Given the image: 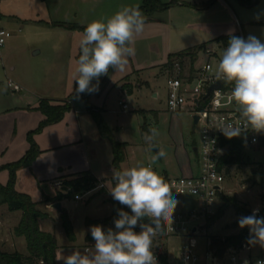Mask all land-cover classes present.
<instances>
[{
  "label": "crops",
  "instance_id": "0c3cea01",
  "mask_svg": "<svg viewBox=\"0 0 264 264\" xmlns=\"http://www.w3.org/2000/svg\"><path fill=\"white\" fill-rule=\"evenodd\" d=\"M142 2L143 0H0L2 27L21 32L19 23L24 28L28 24L33 26L25 29L21 40H30L33 38V35L31 36L33 32L37 33L34 36L58 35L62 41L63 37L67 38L65 47L61 46L62 42L59 43L57 50L63 47L65 49L59 59L51 53V56L56 58L54 62L48 58V63H40L39 70L31 68L25 75L22 72L16 74V66L9 61V54L15 45L13 41L5 42L0 48V76L4 75L7 80L11 79L19 86V90H14L6 80L7 85L0 87L1 184H6L10 177L8 169L3 167L18 161L26 154L30 148L28 134L35 131L45 119L44 114L37 109L40 99L60 102L74 92L68 93L66 84H69L70 67L74 69L73 75L78 66L79 44L73 46L69 41L76 37L80 42L84 32L48 26L45 22L57 21L87 26L94 20L106 21L117 12L118 6L138 7ZM143 16L145 19L144 14ZM232 35L244 39L254 35L264 42V0H256L252 7H245L237 0H180L179 4L167 10L154 12L150 19H145L143 32L135 37L133 45L135 54L128 57L125 71L110 69L99 90L91 95L90 103L98 112L105 114L106 98L113 89H116L121 97L118 101L121 109L127 111L129 107L123 96L131 95L141 88L139 84L135 88L131 85L136 73L140 74L144 69L160 64L165 68L169 54L203 43H206V49L213 53L208 55L207 60L212 61L211 57L215 58L218 64ZM33 49H36L33 55H38L42 51L36 48V44L31 45V50ZM52 49L55 50L56 46ZM54 52L56 53V50ZM7 64L8 68L5 66ZM128 76L130 79L126 80ZM1 82L5 80L1 79ZM120 102H124L127 108L123 109ZM32 139L40 154L31 165L16 171L15 188L19 192L29 194L38 204L44 196L55 195L57 190L52 185L53 181L76 173L91 171L103 184V191L113 180V153L110 146L107 145V140L99 135L92 115L76 98L62 120L46 125L40 132L33 134ZM191 146L194 164H190L188 159L186 165L179 167V175H189L198 171L196 144ZM185 155L187 157L186 152ZM99 188L88 193L91 194ZM60 202L63 208V201ZM43 205L44 209L40 210L49 214V205L47 203ZM40 227L42 229L41 224ZM44 231L49 232L47 229Z\"/></svg>",
  "mask_w": 264,
  "mask_h": 264
},
{
  "label": "rangeland",
  "instance_id": "374dc122",
  "mask_svg": "<svg viewBox=\"0 0 264 264\" xmlns=\"http://www.w3.org/2000/svg\"><path fill=\"white\" fill-rule=\"evenodd\" d=\"M6 1V0H5ZM68 1V0H67ZM71 1V0H69ZM130 2V1H129ZM133 2V1H132ZM121 4V3H119ZM121 6L117 7V11ZM21 32L16 29L12 30V36L9 37L6 43L13 41V49L9 54V61L13 62L16 66L15 73L22 72L23 75L33 68L34 70L40 69V63H48L47 59L50 58L52 62L56 58L51 56L54 53L58 59L64 52V43L66 37L60 40L58 35H36L31 33L30 40H21L25 29H29L31 24L26 28L19 23ZM24 28V29H23ZM48 31V30H46ZM29 35V33H28ZM62 42L60 48L57 50L59 43ZM36 44V48L42 50L40 54L33 55L31 45ZM70 45H78V38L74 37L69 41ZM4 46V45H3ZM56 46L55 50L52 49ZM209 58L205 50L199 52V57L196 60V65H201ZM158 60V59H157ZM212 62L217 66L215 58L211 57ZM1 62V61H0ZM189 63V62H188ZM187 63L186 67H189ZM8 68V64L5 65ZM39 67V68H38ZM77 67V66H76ZM167 67L162 64L144 69L134 75L132 87L141 86V88L134 91L131 95H125V101L129 109L124 111L121 109L119 99L121 98L116 89H113L106 98L107 112L103 115L114 140L118 142H127L125 146L126 158L122 162L123 167L129 168L135 166L138 162L145 166L151 165L154 171L159 175L166 172L169 176L179 175V167L187 164L189 159L190 164H194V154L191 151V145L197 144L199 137L197 131L193 128V118L187 108L179 109L177 111H170L167 106ZM72 66L69 70V84H66L68 93L75 90V75ZM71 75V76H70ZM5 80V82H1ZM130 77L126 80H129ZM6 78L4 75L0 76V87H5ZM144 80L148 81L145 82ZM148 84V85H147ZM67 99V98H66ZM145 126L143 130L141 127ZM157 129L159 135L150 143L146 141L145 137L151 135L150 129ZM107 145L110 146L112 151V144L108 138ZM159 147V151L163 149L165 156L161 159H153L155 153L153 147ZM187 154V157L185 155ZM104 153V150H103ZM105 156V154H103ZM243 161L240 163L226 165L225 181L222 184V194L235 197V199L243 207L242 211H238L233 205H229L224 209V213L216 218L208 227H202V237L197 238V249L203 250L206 239L210 237L224 238L229 235H235L243 229L239 227L238 218L248 216L252 210L259 206V197L264 188V167L263 176L260 174L259 163L264 162V149L260 147L247 146L243 150ZM112 181L106 190L99 192L95 190L91 194L86 193L81 199L75 200L74 198L63 199L62 211L66 212L72 223L75 233V240H70L62 226L61 213L57 209L49 205V217L40 221L42 229H47L50 233L54 234L59 246L57 250L56 264H62L61 260L64 256L69 254L72 250H82L85 247L93 246L95 241H87L86 236L90 232V227L95 224H88L87 220L93 221L95 219H103L110 214L111 203L109 199L112 197L110 189L113 187ZM59 180L52 182L53 187L57 190ZM91 192V191H90ZM184 206L191 207L195 205L196 200L193 197L185 196L179 199ZM224 200L219 198L217 205L223 206ZM44 203L38 204L37 208L44 209ZM52 207V208H51ZM46 209V208H45ZM48 209V208H47ZM21 217L20 211H9L6 205L0 206V246L6 251H19L27 255L26 242L23 236H17L14 233V227L18 224ZM248 228V227H245ZM249 230V228H248ZM166 243L163 247H166Z\"/></svg>",
  "mask_w": 264,
  "mask_h": 264
},
{
  "label": "clouds",
  "instance_id": "9594fccd",
  "mask_svg": "<svg viewBox=\"0 0 264 264\" xmlns=\"http://www.w3.org/2000/svg\"><path fill=\"white\" fill-rule=\"evenodd\" d=\"M144 26L145 19L139 8L129 6L106 21L90 22L79 42L76 92H97L99 78L107 75L109 69L125 71L128 57L135 54V37L143 32ZM215 79L234 85L231 100L243 120V129L222 124L218 130L228 139L240 136L249 127L255 132H264V42L254 35L247 39L232 35L216 66ZM93 80L96 84H92ZM149 131L151 135L145 139L151 143L159 132L154 128ZM164 156L161 149L153 159ZM112 179L115 181L110 189L112 198L127 206L131 214L118 209L114 229L105 231L101 225L91 226L94 245L72 250L62 258V264H157L153 240L165 226L172 224L177 206L169 184L151 165L139 162L113 171ZM258 212L259 208H254L251 215L239 217L238 224L241 229L249 228V244L264 247V217H258ZM145 218L148 223L141 222ZM137 226L139 232L134 231Z\"/></svg>",
  "mask_w": 264,
  "mask_h": 264
},
{
  "label": "built area",
  "instance_id": "2783aa9c",
  "mask_svg": "<svg viewBox=\"0 0 264 264\" xmlns=\"http://www.w3.org/2000/svg\"><path fill=\"white\" fill-rule=\"evenodd\" d=\"M11 32L0 25V48L11 36ZM205 53L212 55L210 49ZM184 68L180 60L175 59L172 68L167 67V106L170 111L187 108L192 118L198 115L195 124L199 140L196 144V157L198 171L189 175L169 176L161 174L169 184L177 206L173 213L172 224L165 226L163 233L153 240V254L157 264H264V247L249 243L231 245L223 252H219L211 246V239H206L203 250L197 249V238L202 237V227L206 220L214 215L219 205L217 201L222 192V184L225 181L226 165L221 164L222 157L228 151L230 144L224 142L228 139L218 128L224 124L240 126L243 129L241 113L234 101L231 100L233 84L221 81L220 86L213 89L205 97L208 87L217 82L215 79L216 66L207 60L195 67L193 77L189 78V62L184 57ZM189 64V63H188ZM8 85L19 90L11 79ZM201 99L206 100L200 105ZM123 109L127 108L124 102H120ZM264 132H255L250 127L234 137L243 140L247 146L259 147L261 136ZM264 149V148H263ZM103 187V184L100 185ZM61 188L60 182L57 189ZM190 196L196 200L191 207L184 206L179 199ZM82 196H75V200ZM258 207L260 215L264 211V188L259 197ZM140 231V228L137 232ZM250 235V232H249ZM166 243V247L163 244Z\"/></svg>",
  "mask_w": 264,
  "mask_h": 264
},
{
  "label": "trees",
  "instance_id": "16d2710c",
  "mask_svg": "<svg viewBox=\"0 0 264 264\" xmlns=\"http://www.w3.org/2000/svg\"><path fill=\"white\" fill-rule=\"evenodd\" d=\"M241 5L245 7H252L256 0H237ZM180 0H170L169 2H163L162 0H143L142 4L138 6L141 13L145 15V19H150L151 15L157 11H164L171 6L177 5ZM183 4V3H182ZM185 4V3H184ZM187 4V3H186ZM48 26L64 27L69 30H79L84 32L85 25H79L77 23H65V22H45ZM207 44L203 43L176 53L169 54L167 67L172 68L175 59L180 60V65L184 68L183 58L186 57L189 60V78L193 77L195 73V63L198 59L199 52L206 50ZM80 52V46L78 48L77 60ZM110 71V69H109ZM106 75L99 78V87L102 84ZM128 78V77H126ZM92 84H96V80L92 81ZM77 84L75 82V90L71 93L67 99L60 102H52L48 99H40L37 109L40 110L45 119L39 124L35 131L28 134L30 141V148L26 154L16 162L5 165L3 168L9 171V180L6 184L0 183V206L6 205L9 211H20L21 217L18 224L14 227V233L17 236H23L26 242L27 255L19 251H6L0 246V264H56L57 250L59 248L57 244L56 236L50 232L44 231L40 227V221L49 217L46 212H43L37 208L38 203L32 199V197L24 192H19L15 188L16 171L22 167H27L32 164L36 157L40 154V150L36 146L32 139L33 134L40 132L46 125L59 122L63 119L65 113L72 108V101L76 98L83 108L89 112L98 128L99 135L103 138H108L112 144V167L114 171L121 170V163L126 158L125 146L126 143L118 142L114 140L110 129L105 122L102 114L93 108L90 103V97L93 93H80L76 92ZM206 100L201 99L200 105L205 104ZM143 130L145 126L141 127ZM224 142L230 144V147L226 154L221 159L222 165H229L240 163L243 161V150L247 147L243 140L237 138L226 139ZM259 147L264 148V133L261 136ZM264 162L259 163V170L261 176H263ZM61 188L57 189L54 196H44L40 203H54L62 201L65 198H75V196H83L84 194L100 187L101 182L91 171H84L70 175L67 178L60 180ZM115 184V181H112ZM103 187L99 188V192H102ZM219 197L224 200V205L220 206L217 212L206 220L205 226L208 227L211 222L224 213V209L229 205H233L239 212L243 210L241 204L235 199V197L223 195L219 193ZM111 203L110 214L103 219H95L93 221L87 220L88 224H95L103 226L106 231L108 228L114 229V219L118 218L117 210L123 209L131 214V211L127 206L119 204L112 197L109 199ZM258 217H264V211H261ZM62 226L70 240H75V233L73 223L66 212L61 213ZM143 223H148V219L145 218ZM140 222H138L139 224ZM139 226L134 231L137 232ZM249 230L244 228L241 232L235 235H229L224 238L210 237L211 246L216 248L220 253L231 245H242L248 243ZM160 238L165 237L163 231L159 235ZM87 241H93L91 233L86 236Z\"/></svg>",
  "mask_w": 264,
  "mask_h": 264
},
{
  "label": "water",
  "instance_id": "95a60500",
  "mask_svg": "<svg viewBox=\"0 0 264 264\" xmlns=\"http://www.w3.org/2000/svg\"><path fill=\"white\" fill-rule=\"evenodd\" d=\"M220 83H221V81H217V82L211 84V85L208 87V90H207V93H206L205 97H207L208 94H209L213 89L218 88V87L220 86ZM197 120H198V115H194V116H193V128L195 127V124H196ZM153 152L155 153V155H157V153L159 152V147H157V146L153 147ZM159 159H161V158H159ZM51 206H52L53 208L57 209L58 211H62V204H61L60 201H57V202L52 203ZM251 214H252V213H251ZM251 214H248V215H251Z\"/></svg>",
  "mask_w": 264,
  "mask_h": 264
}]
</instances>
